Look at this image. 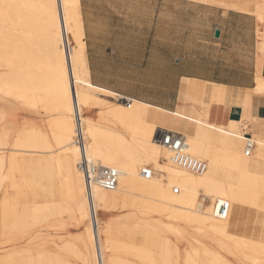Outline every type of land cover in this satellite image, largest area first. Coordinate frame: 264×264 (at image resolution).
I'll return each mask as SVG.
<instances>
[{
  "label": "bare ground",
  "instance_id": "6f19581e",
  "mask_svg": "<svg viewBox=\"0 0 264 264\" xmlns=\"http://www.w3.org/2000/svg\"><path fill=\"white\" fill-rule=\"evenodd\" d=\"M200 1L264 15V0ZM80 4L0 0V102L52 117L49 130L25 125L12 141L9 130L0 128V243L31 238L0 264H98L97 246L101 264H264V173L258 171L264 169V126L250 114L252 96H264V31H259L257 86L241 119L222 125L210 113L226 105L224 87L207 91L186 80L196 90V109L188 115L183 108L170 113L94 85ZM154 111L185 121V132L177 123L164 127L162 114L150 121ZM6 116L0 108V121ZM248 129L253 135L244 132ZM162 132L182 135L188 153L205 161L207 171L196 174L175 164L159 140ZM77 136L89 159L119 172L114 190L87 186L78 169L83 148ZM147 167L153 170L150 179L142 174ZM37 168L44 200L30 213L20 200H11L10 191L34 195L21 190V179ZM55 197L65 200H46ZM225 202L229 216L220 219L216 209ZM68 227L79 229L80 236L57 238ZM181 240L192 242L189 253L179 248Z\"/></svg>",
  "mask_w": 264,
  "mask_h": 264
},
{
  "label": "crops",
  "instance_id": "0c3cea01",
  "mask_svg": "<svg viewBox=\"0 0 264 264\" xmlns=\"http://www.w3.org/2000/svg\"><path fill=\"white\" fill-rule=\"evenodd\" d=\"M80 6L94 85L170 113L191 109L190 115L196 90L186 80L207 91L224 87L226 105L213 107L211 118L222 125L241 119L257 86L253 16L191 0H81ZM250 106L264 126V96H252Z\"/></svg>",
  "mask_w": 264,
  "mask_h": 264
},
{
  "label": "rangeland",
  "instance_id": "374dc122",
  "mask_svg": "<svg viewBox=\"0 0 264 264\" xmlns=\"http://www.w3.org/2000/svg\"><path fill=\"white\" fill-rule=\"evenodd\" d=\"M191 1H195V2H199V3L204 4L200 0H191ZM208 5H213V4H208ZM213 6L217 7L216 5H213ZM222 9H225V8H222ZM226 10H229V9H226ZM231 11H233V10H231ZM240 13H242V12H240ZM244 14H248V15L253 16V18L255 19L256 23L258 24V27L256 29V40H258V43H257L258 45L256 47V59H257L258 58V52H259V49H258V47H259V31L260 30L264 31V29H263V26H264V15L259 17V18H257L253 14H249V13H244ZM256 79H257V76H256ZM239 96H241V95L239 94L238 97ZM107 99L109 101H111V102H114V103L116 102L115 98H107ZM187 101H189V100H187ZM2 107L4 108V110L7 111V116L2 121H0V128H5V129L9 130L8 137L10 138V141H12L13 138L20 133L21 129L25 125H35V126L40 127L41 129H42V126H43L46 131L49 130V124H50V121H51L52 117L49 116V115H46L45 113H41V114L39 113V114L36 115L32 111H30L29 108H27L26 106H23V105H21V106H9L8 104L2 105L1 102H0V108H2ZM176 111H182V110L181 109H177ZM184 112L186 114L190 115L191 109L184 108ZM161 114L165 118V121H166L165 124H164V127L171 128L172 124L177 123V125H178L177 130L179 132H181V133L185 132V127L187 125L186 122L185 121H179V119L177 117H174V116H172L170 114L157 113V112L154 111L153 116H151L150 121H154L155 120V116H157V115L159 116ZM21 117H22V120H21ZM73 119L77 120L78 119L77 115L74 116ZM12 125H13V127H12ZM244 132H249V133H251V135H253V132L252 131L250 132L249 129L247 131H244ZM254 157H255V153L253 152V155L251 156V158H253V162L255 161ZM38 172H39L38 168L36 170H34V171L33 170L26 171L22 175V179H21V182H22L21 190L22 191H25V190L34 191V195H31V196H29L27 198L26 197H19V196H17L18 191L17 192H13V190L10 191L11 200H13V201L14 200H16V201L20 200V202H21L20 206L25 207V208H26V206H28L27 208H29V212L31 211V209H30L31 206L42 205V200H44L42 198V187H43L42 179L36 180V178L38 176ZM3 192H5V190ZM3 195H4V193H3ZM3 195L0 197V200L3 197ZM50 199L51 200L52 199H54V200H65L64 197L46 198V200H50ZM208 202H209V199H208ZM122 213H124V212H122ZM120 214L118 213V215H120ZM91 226H92V228L94 230V233L96 235L97 231H96V228H95V219H94V221H93ZM30 232H31L30 233V237H31L32 236V231H30ZM79 232H80L79 229H77L75 227H68L67 229H63V231L57 232V234L60 233L57 238L61 237L63 239H69V238H72L71 237L72 235H74L73 238L79 237L80 236ZM50 233L51 234H55L56 231H50ZM112 237L115 240L118 239L120 241V243H123L125 245H126V243H128L126 237H118L116 234H113ZM13 239L15 240L13 242L12 241L11 242H5L3 244L0 243V263H1L2 258L6 257L8 254H12L14 252H17V250H19V249H22V248H24L26 246H29L28 239L30 240L31 238H29V237L28 238L15 237ZM0 241H1V234H0ZM191 244H192L191 241L190 242L189 241L186 242V241L181 240L180 243H179V248L180 249L184 248L189 253L192 250L191 249L192 248ZM137 245H139V244H137ZM100 255H101V252H100L99 246H97L96 247V256H97L98 264H101ZM139 264H142V262H139Z\"/></svg>",
  "mask_w": 264,
  "mask_h": 264
},
{
  "label": "built area",
  "instance_id": "2783aa9c",
  "mask_svg": "<svg viewBox=\"0 0 264 264\" xmlns=\"http://www.w3.org/2000/svg\"><path fill=\"white\" fill-rule=\"evenodd\" d=\"M160 142L172 152V161L196 174H203L207 171L208 165L205 161L197 159L188 153V146L184 137L173 132H162L159 135ZM77 143L83 148V152L78 163V169L83 174L87 186L91 189L93 186L102 190H114L118 186L119 172L110 168H105L94 163L88 158L85 152L84 142L81 136H77ZM251 137L246 146V156H250L253 150ZM143 176L150 179L153 176V170L149 167L143 169ZM178 193V190H176ZM231 206L228 202L220 204L216 209V214L220 219H226L229 216Z\"/></svg>",
  "mask_w": 264,
  "mask_h": 264
},
{
  "label": "snow or ice",
  "instance_id": "6c2138e0",
  "mask_svg": "<svg viewBox=\"0 0 264 264\" xmlns=\"http://www.w3.org/2000/svg\"><path fill=\"white\" fill-rule=\"evenodd\" d=\"M35 7L43 8V7H46V5H35Z\"/></svg>",
  "mask_w": 264,
  "mask_h": 264
},
{
  "label": "water",
  "instance_id": "95a60500",
  "mask_svg": "<svg viewBox=\"0 0 264 264\" xmlns=\"http://www.w3.org/2000/svg\"><path fill=\"white\" fill-rule=\"evenodd\" d=\"M217 35H218V32H217Z\"/></svg>",
  "mask_w": 264,
  "mask_h": 264
}]
</instances>
